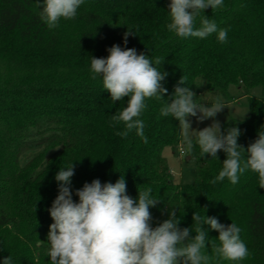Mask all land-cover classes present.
Here are the masks:
<instances>
[{
    "label": "trees",
    "instance_id": "1",
    "mask_svg": "<svg viewBox=\"0 0 264 264\" xmlns=\"http://www.w3.org/2000/svg\"><path fill=\"white\" fill-rule=\"evenodd\" d=\"M170 0H84L75 18H61L49 29L41 21L38 0H0V264H50L47 234L53 223L48 209L58 194L56 173L74 164L75 190L99 179L115 183L121 175L127 194L151 189L159 203L150 208L153 227L175 210L179 227H191L194 212L234 222L251 255L238 264H264V188L258 173L246 170L232 184L228 178L211 183L222 170L218 158L199 147L187 156L197 165L195 181L176 183L164 149L180 154L182 130L177 120L162 116L183 76L196 101L201 90L231 100L235 86L248 97L246 118H231L224 129L237 126L238 143L245 148L264 131V0H224V7L203 15L228 29L227 41L216 34L206 39L180 38L167 29ZM199 26V25H197ZM163 59L168 73L162 99L145 100L140 119L145 142L135 130L127 137L123 123L112 126L113 114L127 106L115 104L102 89V78L92 79L91 57H107L113 44ZM259 88V95L252 94ZM246 158V154H245ZM206 209V210H205ZM208 231L204 250L208 264H234L216 257L211 245L219 233ZM195 230L193 228V233Z\"/></svg>",
    "mask_w": 264,
    "mask_h": 264
},
{
    "label": "clouds",
    "instance_id": "2",
    "mask_svg": "<svg viewBox=\"0 0 264 264\" xmlns=\"http://www.w3.org/2000/svg\"><path fill=\"white\" fill-rule=\"evenodd\" d=\"M83 3L84 0H38L42 9L39 17L49 29H54L61 18H75ZM222 7L224 0H170L167 29L180 38L206 39L216 34L218 41L225 43L228 29L219 28L214 20L203 15L207 9ZM134 35L128 29L123 38L125 47L113 44L107 49L106 58L91 57L90 68L92 79L102 78V89L110 94L113 104L128 98L127 106L111 117L113 127L119 123L125 126L117 135L127 137L135 130L147 142L140 116L146 99H162L167 94L162 82L168 73L157 67L164 62L162 58L153 61L145 52L126 47L128 37ZM196 96L181 76L171 102L161 108L162 116L173 117L181 127L185 146L182 154H190L198 146L201 157L208 154L219 159L218 153L223 151L226 158L222 170L211 183L228 178L236 184L239 174L250 169L258 173L259 187L264 188V131L259 130L257 138L245 148L238 143L242 134L239 127L222 130V124L215 119L226 105L219 98L211 104L197 102ZM190 117L198 123L212 119V123L193 129ZM74 174L72 163L61 167L55 175L58 194L48 209L53 221L47 234L50 264H208L210 257L204 250L209 237L205 225L219 233V243L211 245L216 257L238 264L251 255L241 239V228L234 222L224 225L216 217L194 212L192 226L181 228V219L173 209L168 210L167 219L153 227L150 208L159 199L152 196L150 188L137 189L138 197L132 198L127 194L123 175L115 183L102 184L99 179L84 183L75 190L79 198L76 202L71 187ZM2 264H12L11 256L4 257Z\"/></svg>",
    "mask_w": 264,
    "mask_h": 264
},
{
    "label": "rangeland",
    "instance_id": "3",
    "mask_svg": "<svg viewBox=\"0 0 264 264\" xmlns=\"http://www.w3.org/2000/svg\"><path fill=\"white\" fill-rule=\"evenodd\" d=\"M233 99L224 100L221 95H210L206 91L201 90V101L204 103L211 104L217 98H219L225 105L226 108L222 112L218 113L215 119L219 120L221 124L230 120L231 118H236L242 120L247 117L249 112L248 97L244 94L242 89L235 86L230 89ZM261 90L256 88L253 90L252 94L259 95ZM192 121L193 129H203L212 123V119L205 120L198 123L195 117H190ZM183 143V138H182ZM164 155L167 158L169 165L171 167L174 181L176 183H192L195 181L197 173V165L194 161L187 160V155L179 154L175 155L171 147H166L164 149Z\"/></svg>",
    "mask_w": 264,
    "mask_h": 264
},
{
    "label": "built area",
    "instance_id": "4",
    "mask_svg": "<svg viewBox=\"0 0 264 264\" xmlns=\"http://www.w3.org/2000/svg\"><path fill=\"white\" fill-rule=\"evenodd\" d=\"M182 149H183V148H181V150H180V154H182ZM184 154H185V153H184ZM182 155H183V154H182Z\"/></svg>",
    "mask_w": 264,
    "mask_h": 264
},
{
    "label": "water",
    "instance_id": "5",
    "mask_svg": "<svg viewBox=\"0 0 264 264\" xmlns=\"http://www.w3.org/2000/svg\"><path fill=\"white\" fill-rule=\"evenodd\" d=\"M190 159V156H187V160H189Z\"/></svg>",
    "mask_w": 264,
    "mask_h": 264
}]
</instances>
